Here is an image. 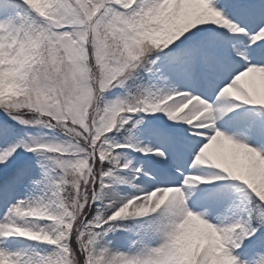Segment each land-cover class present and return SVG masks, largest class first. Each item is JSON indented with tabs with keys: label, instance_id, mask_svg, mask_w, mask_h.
I'll return each mask as SVG.
<instances>
[{
	"label": "clouds",
	"instance_id": "1",
	"mask_svg": "<svg viewBox=\"0 0 264 264\" xmlns=\"http://www.w3.org/2000/svg\"><path fill=\"white\" fill-rule=\"evenodd\" d=\"M257 23L223 0H0V264H264Z\"/></svg>",
	"mask_w": 264,
	"mask_h": 264
},
{
	"label": "snow or ice",
	"instance_id": "2",
	"mask_svg": "<svg viewBox=\"0 0 264 264\" xmlns=\"http://www.w3.org/2000/svg\"><path fill=\"white\" fill-rule=\"evenodd\" d=\"M223 4L228 8L229 12L232 13L233 18L241 17L248 21V24L251 25L248 27L249 32H255L257 30L259 26L257 17L258 15H264V7L257 8L254 7V5H264V3H250V0H223ZM207 34L208 33L203 30L193 33L189 37H186L184 41H181L177 47H189L197 43ZM187 63L190 65V60ZM208 64L209 67L205 70V78H210L220 72V65L215 59H210Z\"/></svg>",
	"mask_w": 264,
	"mask_h": 264
},
{
	"label": "rangeland",
	"instance_id": "3",
	"mask_svg": "<svg viewBox=\"0 0 264 264\" xmlns=\"http://www.w3.org/2000/svg\"><path fill=\"white\" fill-rule=\"evenodd\" d=\"M258 3H264V0H258Z\"/></svg>",
	"mask_w": 264,
	"mask_h": 264
}]
</instances>
